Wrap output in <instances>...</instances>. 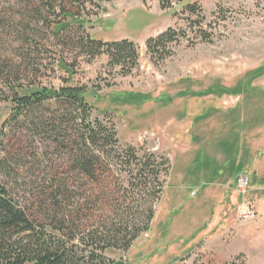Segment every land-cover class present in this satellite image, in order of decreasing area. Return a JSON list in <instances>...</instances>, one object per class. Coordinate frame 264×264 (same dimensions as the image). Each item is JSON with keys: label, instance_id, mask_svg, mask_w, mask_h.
Returning a JSON list of instances; mask_svg holds the SVG:
<instances>
[{"label": "rangeland", "instance_id": "obj_1", "mask_svg": "<svg viewBox=\"0 0 264 264\" xmlns=\"http://www.w3.org/2000/svg\"><path fill=\"white\" fill-rule=\"evenodd\" d=\"M90 1L82 8L62 0H0V185L32 221L44 222L57 200L83 227L92 216L105 218L127 167L79 176L66 133L41 126L64 108L54 99L21 111L13 103L31 90L84 87L89 120L112 124L119 148L169 160L159 199L143 195L155 210L149 231L128 251L108 249L105 257L118 264H224L237 257L264 264V0H189L201 6L211 42L188 28L187 14L172 16L159 0ZM59 24L67 27L56 33ZM168 27L184 29L186 37L171 45L170 56L153 60L146 40ZM87 35L132 41L136 65L122 73L106 54L90 57L77 46ZM78 114L72 110L70 122L78 124ZM215 155L220 176L209 182L211 167L200 159ZM229 157L244 162L238 174L229 172ZM241 174L248 177L245 200L254 204L249 219L236 214ZM229 196L235 205L223 207Z\"/></svg>", "mask_w": 264, "mask_h": 264}, {"label": "trees", "instance_id": "obj_2", "mask_svg": "<svg viewBox=\"0 0 264 264\" xmlns=\"http://www.w3.org/2000/svg\"><path fill=\"white\" fill-rule=\"evenodd\" d=\"M62 1L71 5L80 4L82 8L85 3L91 2ZM159 5L162 10L171 11L172 16L187 14V26L198 32L200 41H212L211 33L202 29L205 17L197 2L159 0ZM69 14L70 12L63 13L65 16ZM66 27L67 24H59L55 28L56 33ZM185 37L184 29L168 27L146 40V51L153 60L165 59L172 53L171 45L179 43V39ZM77 44L90 57L106 54L108 63L119 66L122 73L129 72L137 63L135 44L127 39L111 41L87 35L79 39ZM85 91L84 87L73 85L58 90L41 88L16 96L13 103L15 109L21 111L54 99L64 108V112H60L55 118L44 120L41 126L45 131L50 128V132L60 137L66 133L73 169L79 176L95 178L103 167H108L107 171H110L111 165H118L120 169L128 168H124L127 173L123 186L118 187L113 198L114 206L110 207L105 218L96 219L92 216L90 224L83 227L78 214H74L75 211L71 215L65 214L57 200L52 204L53 208L47 210L44 222L40 223L32 221L0 185V264H118L105 257V251H128L132 242L150 229L155 210L152 200L148 205L144 204L143 195L146 193L151 199H159V193H163L160 173L164 171L166 175L169 160L159 157L157 162L153 153L139 156L138 150L131 145L119 148L120 141L112 124L107 126L96 119L89 120L92 106L85 99ZM72 110L81 117L78 124L70 122L74 119H71ZM68 129H71L69 133ZM203 159L204 157L200 161L205 163ZM147 182H156L158 188H147ZM235 260H241V257ZM235 260L224 264H237ZM239 264H244L243 260Z\"/></svg>", "mask_w": 264, "mask_h": 264}, {"label": "built area", "instance_id": "obj_3", "mask_svg": "<svg viewBox=\"0 0 264 264\" xmlns=\"http://www.w3.org/2000/svg\"><path fill=\"white\" fill-rule=\"evenodd\" d=\"M248 185V177L246 175H239L235 181V192L241 197L240 202L236 205L237 218L249 219L255 215L254 204L249 200H245L246 188ZM195 191L190 192V196H194Z\"/></svg>", "mask_w": 264, "mask_h": 264}, {"label": "crops", "instance_id": "obj_4", "mask_svg": "<svg viewBox=\"0 0 264 264\" xmlns=\"http://www.w3.org/2000/svg\"><path fill=\"white\" fill-rule=\"evenodd\" d=\"M222 145V144H224V143H222V141H220L219 142V145ZM220 145V146H221ZM221 148H222V151L224 152V154H225V150H224V148L221 146ZM220 152H221V149H220ZM220 155V154H219ZM204 157V159H205V163L201 166V167H204V168H206V169H208L209 168V166L211 167V169H210V171H209V175H211V178H209L207 181H209V182H214V180H215V178H217L218 176H220V171H221V169H220V167L217 165V163H218V159H217V157H216V155H215V157L214 158H211V157H206V156H203ZM203 157H201V159L203 158ZM232 157H233V155H232ZM232 157H229L228 159L229 160H233L232 161V164L231 165H229V172H231V171H235V174H238L239 172H241V170L243 169V166H244V162L243 161H240V162H238V164L237 165H235V161H234V159H232ZM204 159H203V161H204ZM234 164V165H233ZM231 166V167H230ZM233 166H235V167H233ZM224 167L225 166H223L222 167V169H224ZM230 168H232V169H230ZM234 169V170H233ZM212 173H214V175L212 174ZM237 176V175H236ZM191 197V196H190ZM222 202H223V207H225V206H234L235 205V202H236V197L235 198H231L230 196L229 197H227V199H224L223 198V200H222ZM226 202V203H225ZM224 210H226V209H224Z\"/></svg>", "mask_w": 264, "mask_h": 264}]
</instances>
